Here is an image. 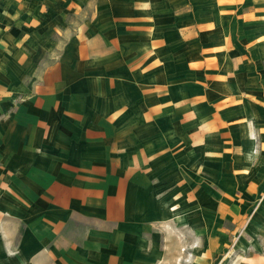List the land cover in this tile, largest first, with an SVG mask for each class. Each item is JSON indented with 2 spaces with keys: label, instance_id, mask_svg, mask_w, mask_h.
<instances>
[{
  "label": "crops",
  "instance_id": "obj_1",
  "mask_svg": "<svg viewBox=\"0 0 264 264\" xmlns=\"http://www.w3.org/2000/svg\"><path fill=\"white\" fill-rule=\"evenodd\" d=\"M98 1L61 39L28 15L32 0H0V264H222L248 198L264 237V74L243 84L240 154L237 82L220 46L204 72L202 12ZM238 45L244 64L263 62L264 41ZM247 258L233 264H264V250Z\"/></svg>",
  "mask_w": 264,
  "mask_h": 264
},
{
  "label": "rangeland",
  "instance_id": "obj_2",
  "mask_svg": "<svg viewBox=\"0 0 264 264\" xmlns=\"http://www.w3.org/2000/svg\"><path fill=\"white\" fill-rule=\"evenodd\" d=\"M168 3H184L189 8L197 9V12H202L203 19H204V31H203V40L205 44V49L209 47L210 49L205 51V68L204 72L211 71L210 66L206 58H208L211 54V47L220 46L221 51H224L220 57V70L224 69L227 71L228 67L232 68V75L236 80V92L239 95V100L241 102V107H237L236 113L232 114L235 116L236 122V137H237V144L241 141L242 143L238 145L235 149V152H240V154L245 153V143L242 140L245 134L244 130V121L248 114L242 113L244 106L246 105L245 102V90L246 88L243 86L244 83L249 78L248 71L249 68L251 69V78L252 84L257 86L259 83V74H264V60L261 62L260 60L257 62L253 59V61L257 64H244V50L240 48L238 45V41H246L252 40L257 41L259 46L264 41V0H189L186 2L185 0H165ZM33 6L31 10H28V15L33 14L37 16V13H41L42 15L45 14V21L48 22V35L50 37H59L62 39V32L66 31L69 28H73L77 26V23L82 20L84 17L85 9L94 10L98 7L99 1L98 0H32ZM157 3H163V1H157ZM43 5V6H42ZM41 7V10H39ZM50 8H55L59 11L60 17L53 18L54 22L57 20L56 23H51L52 20V12H48L47 10ZM58 8V9H57ZM41 15V16H42ZM40 17V15H38ZM36 17H33L32 21H34ZM232 36V45L236 42V47L232 48L231 50L234 51L233 54L236 56L235 63H232V60L229 59L227 55L228 48H222L221 46L224 45V41ZM247 38V39H246ZM226 46V45H225ZM247 47V45L245 46ZM216 50V51H219ZM230 64V66H229ZM264 78V77H263ZM226 86V83L224 82ZM256 113V112H255ZM260 119L264 121V111L260 110ZM259 117V115H258ZM264 130V128H263ZM252 136H254L255 140L253 144L249 146L251 151L255 153V156H258L260 159L261 151H262V144L259 139L260 136L256 134L255 130L252 132ZM231 151V150H230ZM233 151V150H232ZM225 159H220V165H225L227 163ZM237 164L240 163L239 159L233 160ZM232 161V162H233ZM255 164V163H254ZM262 164L264 165V160L257 164V168L261 167ZM253 166H250L247 169V178H249L250 171L252 170ZM259 170L255 169L252 172V178L260 180L261 177L259 176ZM243 177L238 178L237 180H241ZM221 180V204L225 205V209L223 211L226 214V203L223 202V198L227 196L226 194V186H223L222 175L220 176ZM223 188V189H222ZM243 187L240 185L237 187V200H244L243 196ZM258 198L252 199L248 198V209L245 211L244 205L241 204L242 208L240 211H236V221L235 225L230 224L227 226L230 229V243L228 249L224 256L221 257L220 261H223L222 264H230L234 263L233 259L241 261V263L248 261V256H252L254 254L260 253L264 250V237L261 234L262 227L258 221H253L252 224H246L249 221L250 213L255 212L259 203ZM238 206V204H236ZM253 207V208H252ZM249 210V211H248ZM249 213V214H248ZM245 218V219H244ZM244 220V223H243ZM242 221L241 223H238ZM226 225V224H225ZM226 227V226H224ZM235 232V233H234ZM243 236V237H242ZM242 237V238H241ZM241 239H244L242 243H239ZM245 255V256H244ZM188 256V255H187ZM227 256V257H226ZM186 259H190V257L179 258L180 264L186 262ZM232 259V262H231ZM239 262H236L239 263ZM179 264V263H178Z\"/></svg>",
  "mask_w": 264,
  "mask_h": 264
}]
</instances>
